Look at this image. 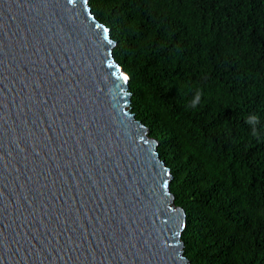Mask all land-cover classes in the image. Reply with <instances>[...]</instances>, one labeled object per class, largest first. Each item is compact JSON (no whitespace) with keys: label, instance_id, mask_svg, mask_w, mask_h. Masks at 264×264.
<instances>
[{"label":"water","instance_id":"1","mask_svg":"<svg viewBox=\"0 0 264 264\" xmlns=\"http://www.w3.org/2000/svg\"><path fill=\"white\" fill-rule=\"evenodd\" d=\"M116 46L90 0H0V264H193Z\"/></svg>","mask_w":264,"mask_h":264},{"label":"trees","instance_id":"2","mask_svg":"<svg viewBox=\"0 0 264 264\" xmlns=\"http://www.w3.org/2000/svg\"><path fill=\"white\" fill-rule=\"evenodd\" d=\"M172 169L193 264H264V0H90Z\"/></svg>","mask_w":264,"mask_h":264},{"label":"snow or ice","instance_id":"3","mask_svg":"<svg viewBox=\"0 0 264 264\" xmlns=\"http://www.w3.org/2000/svg\"><path fill=\"white\" fill-rule=\"evenodd\" d=\"M125 79H127V77H125Z\"/></svg>","mask_w":264,"mask_h":264},{"label":"clouds","instance_id":"4","mask_svg":"<svg viewBox=\"0 0 264 264\" xmlns=\"http://www.w3.org/2000/svg\"><path fill=\"white\" fill-rule=\"evenodd\" d=\"M185 209V208H184ZM186 211V210H185Z\"/></svg>","mask_w":264,"mask_h":264}]
</instances>
